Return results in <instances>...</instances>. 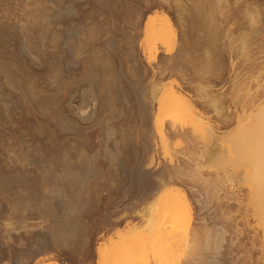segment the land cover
Wrapping results in <instances>:
<instances>
[{"label": "rangeland", "instance_id": "obj_1", "mask_svg": "<svg viewBox=\"0 0 264 264\" xmlns=\"http://www.w3.org/2000/svg\"><path fill=\"white\" fill-rule=\"evenodd\" d=\"M163 16L167 46L144 30ZM171 89L213 138L162 117ZM263 99L264 0H0V264H97L167 182L190 210L171 264H264L226 151Z\"/></svg>", "mask_w": 264, "mask_h": 264}, {"label": "bare ground", "instance_id": "obj_2", "mask_svg": "<svg viewBox=\"0 0 264 264\" xmlns=\"http://www.w3.org/2000/svg\"><path fill=\"white\" fill-rule=\"evenodd\" d=\"M144 30L150 41L158 42L161 46L169 45L171 39L174 38L171 22L166 16H163L162 19H154V17L153 19L147 18L144 23ZM147 54L150 60L152 56L150 51H148ZM172 90L173 89L170 90L171 92L169 91V97L167 95L162 100H160L161 97H158L159 111L162 117L174 124L175 122L173 121H177V118L180 119L179 117L185 116V120H187V122L190 121L188 125H191L189 127L194 133L197 132L208 140L211 139L210 137L213 138L215 132L208 118L199 115L201 113L197 114V112L194 111L195 109L191 108L190 103H188L190 106L187 105L185 102L187 100L186 98V100L183 99L180 94L177 95L175 94L176 92ZM155 91L156 90L153 92ZM248 114L249 115L245 117L247 122L246 124L244 123L245 125L243 124L240 127V125L237 124L240 128L235 132L236 134L233 133V135L235 134L234 136L232 135L233 137L230 136L231 140L229 139V141H231V143L227 146L226 151H228L227 153L229 156L228 162L233 166L241 167L243 170L244 174L242 180L249 190V196L251 195V199L249 198L251 200V204H249L252 206L251 208L253 210V212H251L253 217H255L254 219L259 227L264 244V99L262 104L257 106L255 111L252 113L249 112ZM162 124L163 121L159 120L155 125V130L159 141L164 145L167 141L162 130ZM222 141L218 142L222 145ZM223 142L225 143L226 140ZM228 143L229 142H227V145ZM218 155L219 154H216V152L215 154L212 152L208 157V161L213 164V166L225 165L223 156L221 158L220 155ZM225 160H227V158ZM167 190H170V193L159 206H155V203L148 205L145 213L146 215L145 217L143 216L145 219L143 225L137 226L133 224V226L116 236L118 242L117 240L116 243L110 242L112 246H114V249L110 246L111 253L109 251L105 252V250H102L100 247L96 248L97 264H147L148 252H151V255L154 257V264H171L172 255L175 252L173 246H175L176 238L180 236L181 228L188 224L186 221L190 218V213L187 212H190V210L185 194L175 185L171 182L163 184L161 193ZM154 216L159 220L158 222H156L157 220L155 221L156 218L154 219ZM111 249H113V251H111ZM47 264L60 263L49 261Z\"/></svg>", "mask_w": 264, "mask_h": 264}]
</instances>
